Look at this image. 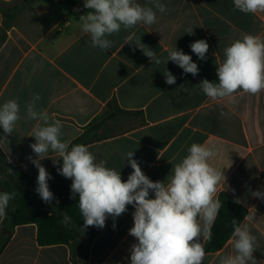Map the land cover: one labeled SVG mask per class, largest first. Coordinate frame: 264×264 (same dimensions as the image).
Wrapping results in <instances>:
<instances>
[{
  "label": "crops",
  "instance_id": "obj_1",
  "mask_svg": "<svg viewBox=\"0 0 264 264\" xmlns=\"http://www.w3.org/2000/svg\"><path fill=\"white\" fill-rule=\"evenodd\" d=\"M135 2L151 6L149 0ZM159 2L167 10H156L154 24L122 29L108 37L113 46L101 51L81 30L79 18L90 11L84 0H0V105L16 99L21 109V120L0 149L9 164L37 177L38 169L27 157L34 156L30 144L35 139L30 135L39 121L25 119V106L35 94L41 96L37 110H46L49 122L61 121V140L69 146L116 101L129 115L115 118L113 124L122 129L114 132L113 124H106L98 131L103 138L86 145L97 162L106 161V167L120 171L126 181L132 172L126 156L135 151L133 158L142 171L154 182L164 181L192 143L214 147L217 155L210 163L225 176L217 197L225 191L248 209L241 225L247 224L256 237L255 260L249 264H264V200L251 195L264 192V91L212 100L197 86L203 79L218 83L216 67L235 40L244 34L264 39V12L245 14L235 9L233 0ZM139 38L162 59L168 50L182 49L199 73L184 74L171 61L151 62L135 45ZM200 39L209 45L205 60L190 48ZM166 69L176 77L175 84L165 83ZM180 85L187 92L179 90ZM41 163L48 172L55 166L50 158ZM8 169L0 160V181ZM133 212L129 205L115 221L106 220L91 244L88 264H130L129 249L136 242L129 235ZM5 216L0 217L1 231ZM233 252L231 238L221 250L206 253L203 264H219L220 257ZM0 264H71V250L65 244L40 246L37 225H20L1 253Z\"/></svg>",
  "mask_w": 264,
  "mask_h": 264
},
{
  "label": "clouds",
  "instance_id": "obj_2",
  "mask_svg": "<svg viewBox=\"0 0 264 264\" xmlns=\"http://www.w3.org/2000/svg\"><path fill=\"white\" fill-rule=\"evenodd\" d=\"M149 2L151 6H142L135 0H84V8L90 11L79 18L81 30L90 36L92 47L106 51L113 46L109 36L140 24L152 25L157 21L156 10L166 12V6L159 0ZM233 3L235 9L245 14L264 12V0H233ZM187 33L193 34V29H188ZM127 40H132V36ZM135 45L155 64L171 61L184 74L196 76L199 73L198 65L182 49H170L162 59L141 43L140 38ZM190 48L200 60L206 59L209 49L206 40H196ZM216 74L218 83L203 79L197 85L212 100L232 97L241 91L251 95L264 91V39L244 34L241 39L235 40L224 49V60L216 67ZM163 75L166 84L176 83V77L167 69ZM178 89L187 92L183 85ZM39 100L41 96L37 93L26 104L25 119L39 121L30 135L35 139L30 144L34 156L27 158L38 169L35 191L41 200L51 204L54 199L48 183L52 177L41 162L50 158L56 165L62 161L57 171L72 181L70 198L78 196L83 230L89 226L104 228L109 217L115 221L131 205L134 212L129 235L136 242L129 249L130 264H203L206 256L203 241L211 240V229L223 206L217 192L225 176L222 170L210 163L217 155L215 148L192 143L188 154L172 167L166 179L155 182L133 158L135 151H130L126 159L132 172L125 181L120 171L106 167V161L97 162L86 145L76 144L69 148L70 142L61 140V121L49 122L47 111L37 110ZM20 112L16 99H9L0 105V128L4 133L0 142H8L7 138L21 120ZM51 153L60 159L54 160ZM8 171L11 173L12 169ZM15 195L14 192H0V217L7 214L6 209ZM251 195L264 200V192L260 190L251 191ZM235 202L240 203V200ZM61 222L68 225L71 217L65 214ZM231 223L234 252L220 257L219 264H249L255 260L256 237L247 224H238L235 219Z\"/></svg>",
  "mask_w": 264,
  "mask_h": 264
},
{
  "label": "trees",
  "instance_id": "obj_3",
  "mask_svg": "<svg viewBox=\"0 0 264 264\" xmlns=\"http://www.w3.org/2000/svg\"><path fill=\"white\" fill-rule=\"evenodd\" d=\"M107 109L106 114L100 116L102 119L99 121V118H96L71 143L69 148L76 144L88 145L101 140L103 135L99 134L98 131L108 124V120L120 118L121 115H129V112L122 110L116 101H112ZM109 109L111 110L109 111ZM0 160L12 169L6 179L0 181V192L16 193L15 198L9 202L2 225L10 233H4L0 230V255L17 226L36 224L37 243L40 246L68 245L71 250V264H88L91 244L102 229L89 226L83 230L84 221L78 208V196L75 199L70 198L72 181L57 171V168L62 166V161L49 172L52 179L48 183L54 194V199L51 204H45L35 191L37 177H31L9 164L1 149ZM262 177L264 178V172ZM218 199L223 206L219 209V214L211 229V240L204 243L206 253L221 250L232 238V219L241 224L248 214V209L241 203H236V199L227 192L221 191ZM57 200L59 201L58 204ZM65 214L71 217V222L68 225L61 222Z\"/></svg>",
  "mask_w": 264,
  "mask_h": 264
},
{
  "label": "rangeland",
  "instance_id": "obj_4",
  "mask_svg": "<svg viewBox=\"0 0 264 264\" xmlns=\"http://www.w3.org/2000/svg\"><path fill=\"white\" fill-rule=\"evenodd\" d=\"M111 109H109V111H110ZM114 120L115 119H113V120H108L109 122H108V124H113L114 123ZM120 129H122V125L121 124H119V125H115V124H113V126H111V130L112 131H118V130H120Z\"/></svg>",
  "mask_w": 264,
  "mask_h": 264
},
{
  "label": "water",
  "instance_id": "obj_5",
  "mask_svg": "<svg viewBox=\"0 0 264 264\" xmlns=\"http://www.w3.org/2000/svg\"><path fill=\"white\" fill-rule=\"evenodd\" d=\"M2 231L4 232V233H10V231L9 230H7V229H2Z\"/></svg>",
  "mask_w": 264,
  "mask_h": 264
}]
</instances>
